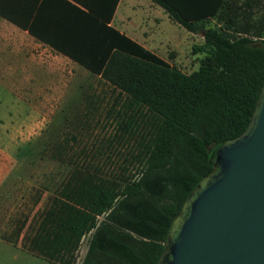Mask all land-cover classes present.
<instances>
[{
    "label": "trees",
    "instance_id": "1",
    "mask_svg": "<svg viewBox=\"0 0 264 264\" xmlns=\"http://www.w3.org/2000/svg\"><path fill=\"white\" fill-rule=\"evenodd\" d=\"M151 1L200 33L195 51L206 54L186 74L112 28L95 54H65L113 87L103 118L132 138L136 167L71 168L27 242L54 264H75L85 237L78 264H155L214 151L252 114L264 81V0Z\"/></svg>",
    "mask_w": 264,
    "mask_h": 264
},
{
    "label": "rangeland",
    "instance_id": "2",
    "mask_svg": "<svg viewBox=\"0 0 264 264\" xmlns=\"http://www.w3.org/2000/svg\"><path fill=\"white\" fill-rule=\"evenodd\" d=\"M206 24L213 26L215 20L209 19ZM159 25L161 32L156 35L166 42L155 50L156 54L186 74L196 70L206 54L195 51V47L202 44L201 34L187 35L185 29L163 16ZM32 58L41 62L46 57L38 54ZM33 75L38 76L37 80L31 79V86L20 88L33 96H23L24 101L19 103L4 102L0 97L1 116L7 117L8 123H17L24 132L23 163L18 169L22 190L37 194L32 212L16 223L23 233L16 241L21 246L27 245L71 168L82 170L95 165L110 174L127 175L136 167L131 154L132 138L128 139L129 136L118 131L116 124L113 126L103 118L112 95L110 84L57 56L51 59L49 69L32 72ZM3 90L0 87V92ZM19 154H12V159L19 160ZM11 234L0 224V236L8 241L0 242V264H52L10 245ZM85 249L86 237L80 242L75 264L79 263Z\"/></svg>",
    "mask_w": 264,
    "mask_h": 264
},
{
    "label": "crops",
    "instance_id": "3",
    "mask_svg": "<svg viewBox=\"0 0 264 264\" xmlns=\"http://www.w3.org/2000/svg\"><path fill=\"white\" fill-rule=\"evenodd\" d=\"M113 2L0 0V87L4 88L0 97L3 101L19 103L24 101L23 96H33L20 88L31 86V79L38 78L32 72L49 69L55 56L87 71L65 54H95L102 48L105 33H109L107 28L156 54L155 50L166 42L156 35L161 32V16L173 22L167 13L151 0H117L115 5ZM187 35L191 32L187 31ZM38 54L46 58L41 62L34 60L32 56ZM6 119L0 114V224L12 232L10 245L34 255L27 250V245L16 242L23 234L16 223L32 212L37 194L22 190L18 169L23 163L24 132L17 123H8ZM18 153L20 159L13 160V155ZM0 242L8 243L2 236Z\"/></svg>",
    "mask_w": 264,
    "mask_h": 264
},
{
    "label": "water",
    "instance_id": "4",
    "mask_svg": "<svg viewBox=\"0 0 264 264\" xmlns=\"http://www.w3.org/2000/svg\"><path fill=\"white\" fill-rule=\"evenodd\" d=\"M155 264H264V81L246 127L187 193Z\"/></svg>",
    "mask_w": 264,
    "mask_h": 264
}]
</instances>
